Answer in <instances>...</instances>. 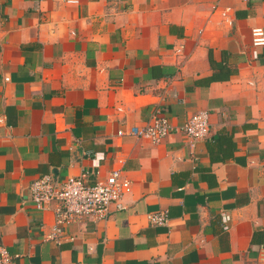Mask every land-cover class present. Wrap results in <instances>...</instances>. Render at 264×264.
<instances>
[{"label":"crops","instance_id":"crops-1","mask_svg":"<svg viewBox=\"0 0 264 264\" xmlns=\"http://www.w3.org/2000/svg\"><path fill=\"white\" fill-rule=\"evenodd\" d=\"M254 27L264 30V0H0V244L11 264H264ZM201 110L209 134L191 147L176 129ZM156 111L175 128L162 142L127 134ZM118 160L131 183L122 209L46 240L55 206L38 210L30 184H93ZM159 210L165 226L148 221Z\"/></svg>","mask_w":264,"mask_h":264},{"label":"built area","instance_id":"built-area-1","mask_svg":"<svg viewBox=\"0 0 264 264\" xmlns=\"http://www.w3.org/2000/svg\"><path fill=\"white\" fill-rule=\"evenodd\" d=\"M67 3L76 4L79 0H64ZM212 13L219 15L225 26L231 27L234 18L230 8H221L214 4ZM200 34L202 31L199 32ZM251 45L253 48L264 47V30L260 27L251 29ZM256 57V52L252 53ZM181 65V64H180ZM175 128L169 120L160 115L158 111L143 126L131 127L127 134L137 140H146L153 145L159 144ZM188 140L191 147L209 134V114L205 110L192 114L185 123L177 128ZM119 136L124 135L118 131ZM123 160H118V168L110 172L106 179L93 184L87 183L85 176L68 177L61 182L52 179L50 175H44L35 179L29 187L30 198L34 206L41 211L48 210L54 205V223L50 232L45 236L46 240L60 243L64 228L70 224L78 223L83 218L91 217L96 220H104L111 205L122 209L120 201L131 191V183L123 177ZM148 221L154 226H165L169 221L167 210H159L147 215ZM229 217H223L224 229L227 230ZM260 255L264 260V248ZM12 256L4 245L0 244V264H11Z\"/></svg>","mask_w":264,"mask_h":264},{"label":"trees","instance_id":"trees-1","mask_svg":"<svg viewBox=\"0 0 264 264\" xmlns=\"http://www.w3.org/2000/svg\"><path fill=\"white\" fill-rule=\"evenodd\" d=\"M221 78H226V77H220V76H214L213 79H221Z\"/></svg>","mask_w":264,"mask_h":264}]
</instances>
